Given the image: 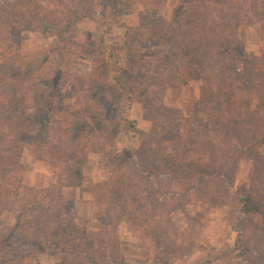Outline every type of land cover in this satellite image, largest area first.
<instances>
[{"label":"trees","instance_id":"obj_1","mask_svg":"<svg viewBox=\"0 0 264 264\" xmlns=\"http://www.w3.org/2000/svg\"><path fill=\"white\" fill-rule=\"evenodd\" d=\"M125 1L148 7L144 23L125 26L127 44L137 30L146 31L143 42L154 44L171 42L181 32L172 59L136 54L126 68L118 61L111 68L103 47L92 44L89 50L99 48L96 61L81 72L72 65L78 64L77 55L71 58L78 47L72 35L59 48V64L47 67L39 61L41 54L32 57L23 50L24 31L59 40L98 4L113 7L115 0H0V264H34L36 252L46 251L59 255L62 264H122L121 224L150 248L147 264H170L192 248L190 233L172 221L174 211L190 204L228 206L236 245L247 246L251 233L264 231L263 2L180 0L185 19L174 32L171 22L155 23L161 17L154 6L163 0ZM253 23L261 30L258 55L240 61V71L218 70L222 47L235 43L237 28ZM168 61H175L177 70L171 80H199L192 115L146 114L151 129L140 134L141 146L116 152L115 135L123 124L139 132L124 115L132 103L155 111L144 95L168 85L163 76ZM61 76L72 83V101H60ZM149 98L158 104L154 94ZM24 149L52 171L45 186L23 183ZM90 153H99L109 170L106 179L93 185L94 230L78 224L67 193L81 184V168ZM243 159L251 162L245 195L232 192L231 182L225 181L229 169ZM22 189L17 220L5 224Z\"/></svg>","mask_w":264,"mask_h":264},{"label":"rangeland","instance_id":"obj_2","mask_svg":"<svg viewBox=\"0 0 264 264\" xmlns=\"http://www.w3.org/2000/svg\"><path fill=\"white\" fill-rule=\"evenodd\" d=\"M260 1L264 4V0ZM154 7L157 10V16L161 17L155 23L171 22L169 29H173L174 32L179 31V28L182 27L181 23L185 19V11L180 6V0H163L162 4ZM147 9L148 7L143 2L128 5L125 0H115L113 7L98 4L93 10L94 12L76 20L72 27L65 30V36L61 39L58 40L55 35L44 37L40 32L24 31L21 37V46L32 57L35 52L36 55L41 54V59H38L46 61L47 67H50L51 64L57 66L60 59H57L60 54L58 51L62 52L59 48L66 45L69 37L73 35L72 41L78 44V47L72 52L71 58H75L77 55L78 64L73 61L72 65L81 72L87 70L88 66H93L96 61V51L100 47L104 49L103 58L112 63L111 68L117 67L118 64L126 68L136 54L149 60L163 58L170 60L181 43V32H176L175 37L170 40L171 42L154 44L143 42V37L147 35L146 31L137 30L129 36V43L126 42L125 26L133 27L139 25L140 22L144 23V19L147 18V11H145ZM233 35L236 36L235 43L229 42L223 46L220 57L216 61L218 70L223 73L231 74L234 70L240 71L238 65L240 61L258 55V44L261 38L258 23L242 25ZM137 43L138 48L136 47ZM92 44H96V47L99 46V48L94 47V52L88 49ZM127 46L131 47V54H129ZM137 49L138 51L134 53ZM167 64H171V66L165 68L163 76H165L168 85L144 95V101L149 105L153 103L152 107L155 108V111L150 112V108L140 102L132 103L124 115L135 121L139 132L129 131L126 129V124H123L115 135L116 152L123 151L126 147L137 149L141 146L140 134L151 129V123L145 118L148 117L146 114L153 117H159L165 113L172 114V116L179 114L183 117L192 115L199 99V80L192 79L187 84L178 83L175 79L171 80V76L177 71L176 67L172 66L175 61H168ZM59 83L61 85V103L72 101L74 96L71 81L68 80V77L61 76ZM149 94H154L158 98V104L155 105L151 101ZM185 123L183 121L180 126L181 135L185 134ZM218 133L222 135L221 131ZM22 164L23 183L26 186H45L53 179L48 164L34 158L29 149L23 151ZM250 166L249 159H243L239 160L233 168L230 167L232 168L229 169L230 178H226L225 181L231 182L230 190L232 192L242 195L248 192ZM81 172V184L69 188L67 193L73 198V213L78 224L85 229L94 230L98 225L94 218L92 189L96 182L109 176V170L101 163L99 153H90ZM24 198L25 191L22 189L18 194L17 202L4 216L5 224L15 223ZM262 200L264 206V199L262 198ZM172 221L178 229L190 233L188 239L191 240L192 248L189 254L182 258L171 259L170 264H264V231L251 233L247 239L249 245H236V232L230 228L228 206L226 205L212 208H205L198 204L186 205L184 209H178L172 213ZM119 229L122 264H147L150 248L138 236L132 234L125 224H121ZM57 263L62 264L59 255H53L47 251L36 252L34 264Z\"/></svg>","mask_w":264,"mask_h":264}]
</instances>
